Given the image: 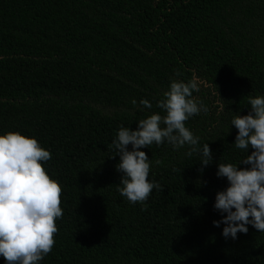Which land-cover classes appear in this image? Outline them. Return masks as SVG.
<instances>
[{"label":"trees","instance_id":"trees-1","mask_svg":"<svg viewBox=\"0 0 264 264\" xmlns=\"http://www.w3.org/2000/svg\"><path fill=\"white\" fill-rule=\"evenodd\" d=\"M193 75L208 111L185 126L200 151L167 139L140 149L162 190L133 204L111 145L121 126L165 116L172 80ZM249 95L264 96V0H0V135L37 139L63 189L55 245L38 264H264V233L225 238L213 223L229 187L218 165L250 168L253 149L235 146L231 123L249 114Z\"/></svg>","mask_w":264,"mask_h":264},{"label":"clouds","instance_id":"clouds-1","mask_svg":"<svg viewBox=\"0 0 264 264\" xmlns=\"http://www.w3.org/2000/svg\"><path fill=\"white\" fill-rule=\"evenodd\" d=\"M199 91L200 81L195 75L187 82L174 79L157 105L166 111L165 116L152 114L140 120L135 131L121 126L111 147L120 158L117 171L123 173L118 191L131 203L145 202L154 188L162 190L158 182L149 181L151 160L140 149L167 139L174 147L191 146L188 155L200 151V137L185 126L190 117L208 111L193 95ZM248 103L249 114H237L231 123L238 130L235 146L247 152L253 149L241 161L250 168L241 169L231 163L218 165L217 176L227 178L229 187L217 193L214 205L226 216L213 223L216 227L226 225L225 238L247 234L248 225L264 233V96L249 95ZM132 104L136 106L137 101L133 99ZM140 105L152 108L148 100H141ZM219 107L225 110L222 104ZM50 159L51 153L35 138L19 132L0 135V256L7 264H38L55 245L56 220L63 216V189L43 166L42 162ZM211 163L212 151L209 144H204L201 171Z\"/></svg>","mask_w":264,"mask_h":264}]
</instances>
